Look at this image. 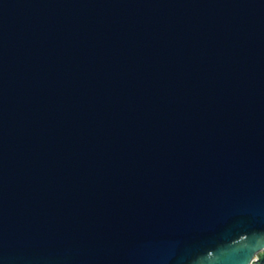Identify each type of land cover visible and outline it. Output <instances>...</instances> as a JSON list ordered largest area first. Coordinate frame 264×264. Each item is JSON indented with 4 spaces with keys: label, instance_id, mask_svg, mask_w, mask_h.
<instances>
[{
    "label": "water",
    "instance_id": "obj_1",
    "mask_svg": "<svg viewBox=\"0 0 264 264\" xmlns=\"http://www.w3.org/2000/svg\"><path fill=\"white\" fill-rule=\"evenodd\" d=\"M264 0H0V264H253Z\"/></svg>",
    "mask_w": 264,
    "mask_h": 264
},
{
    "label": "trees",
    "instance_id": "obj_2",
    "mask_svg": "<svg viewBox=\"0 0 264 264\" xmlns=\"http://www.w3.org/2000/svg\"><path fill=\"white\" fill-rule=\"evenodd\" d=\"M258 259L253 264H264V250L258 254Z\"/></svg>",
    "mask_w": 264,
    "mask_h": 264
}]
</instances>
